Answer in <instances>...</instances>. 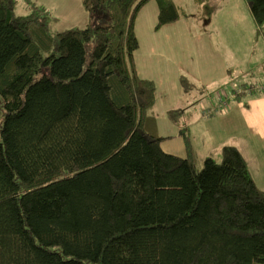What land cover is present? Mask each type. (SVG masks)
<instances>
[{"label":"trees","instance_id":"obj_1","mask_svg":"<svg viewBox=\"0 0 264 264\" xmlns=\"http://www.w3.org/2000/svg\"><path fill=\"white\" fill-rule=\"evenodd\" d=\"M149 0H80L83 26L0 0V264H264V190L234 145L198 164L154 133L134 30ZM158 28L180 13L155 0ZM204 3V0H195ZM257 27L264 0H245Z\"/></svg>","mask_w":264,"mask_h":264},{"label":"rangeland","instance_id":"obj_2","mask_svg":"<svg viewBox=\"0 0 264 264\" xmlns=\"http://www.w3.org/2000/svg\"><path fill=\"white\" fill-rule=\"evenodd\" d=\"M173 1L180 13L175 22L156 28L158 8L155 0H149L138 10L134 30L139 40L136 59L156 89L151 108L155 116L153 131L156 135L174 134L162 146L182 153L177 124L194 123L198 142L200 122L227 107L229 99L236 101L237 91H247L243 99L264 92L256 84L264 79V26L257 35L245 0H204L203 4ZM33 5L48 10L51 32L83 26L88 20L80 0H16L14 10L26 14ZM214 157L220 158V153ZM202 158L203 152L199 151V165Z\"/></svg>","mask_w":264,"mask_h":264},{"label":"crops","instance_id":"obj_3","mask_svg":"<svg viewBox=\"0 0 264 264\" xmlns=\"http://www.w3.org/2000/svg\"><path fill=\"white\" fill-rule=\"evenodd\" d=\"M230 14L233 16V18L231 19H234V13L230 12ZM234 24L235 22L233 20V27H235ZM232 36L234 37V34ZM136 53L137 51L134 52V62L137 68V72L142 77L150 78L145 73L142 64L138 63L136 59ZM230 67L231 64L229 63V68ZM192 80H193V76H192ZM258 83L259 85L257 86V88L259 90L264 91V79L257 80L256 84ZM244 92L247 91H237L235 93V96L237 98L236 101H232L229 99L227 107L220 108L217 112H214L211 115L212 118H210V120H207L205 122H200V126H201L200 141L196 142L195 140V136L197 134L193 132H197V126L194 123H189L188 125H184V126L177 124L178 132L176 136L181 137L180 135L181 128H188L198 160H199V151L203 152V158H202L203 160L208 155L214 157L215 155L219 154L220 149L223 145L236 146L239 149V151L242 153L243 157L245 158L249 171L256 185L264 190V172L262 171L264 170V92L255 93L254 96L243 99L244 96H242V94L245 95L247 94ZM214 114L217 115V118H213ZM249 119H251V122H253L256 125V127H258L259 129L258 131L253 127ZM161 136L173 137L175 135L169 134V135H161ZM164 140H162V142ZM162 142H161V146H162ZM215 142L217 143V145ZM182 148H183L182 153L177 152L174 154L184 156L185 148H184L183 139H182ZM163 150L165 152L173 153L172 151L165 150L164 148Z\"/></svg>","mask_w":264,"mask_h":264}]
</instances>
